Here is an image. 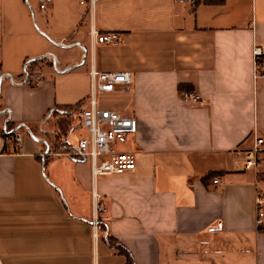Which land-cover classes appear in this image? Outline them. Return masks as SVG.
Listing matches in <instances>:
<instances>
[{
	"label": "crops",
	"instance_id": "crops-1",
	"mask_svg": "<svg viewBox=\"0 0 264 264\" xmlns=\"http://www.w3.org/2000/svg\"><path fill=\"white\" fill-rule=\"evenodd\" d=\"M198 2L53 0L42 11L37 0H0L3 264H128L108 237L135 264H264V176L239 156L264 139L253 58L255 46L264 57V0ZM92 32L119 43L98 45ZM91 70L132 74L129 90L99 98L138 121L120 146L136 156L132 173L94 178L89 162L44 156L87 136L77 113H55L89 96ZM185 91L202 103L183 104ZM8 126L22 135L18 152Z\"/></svg>",
	"mask_w": 264,
	"mask_h": 264
},
{
	"label": "built area",
	"instance_id": "built-area-1",
	"mask_svg": "<svg viewBox=\"0 0 264 264\" xmlns=\"http://www.w3.org/2000/svg\"><path fill=\"white\" fill-rule=\"evenodd\" d=\"M39 10H46L53 0H37ZM81 5H86L87 0H78ZM90 4L94 0H89ZM180 4L195 6L198 0H177ZM92 37L98 45H116L119 36L116 33L100 34L92 32ZM263 51L259 46L253 48L254 58V84L257 86L260 80H264ZM32 62L25 65L26 82L36 77L30 71ZM91 91L84 100L83 105L76 112L80 118V126L86 130L87 136L77 143H61L53 149H49L44 156L54 158H68L80 162H89L94 178L109 177L132 173L137 168L135 154L120 150V146L127 144L130 138L136 136L139 131L138 121L134 117H128L117 111L104 109L99 104V98L105 94H111L118 88L129 90L132 84L130 72H98L91 70ZM35 86H40L41 79H37ZM182 102L185 105H197L202 103L200 94L193 91L182 93ZM4 140L7 144L13 142L15 151L18 152L22 144V135L7 129L4 132ZM239 156L244 164V170L260 171L264 176V139L257 138L252 148L241 150ZM219 179L213 180L218 185ZM94 199H98L93 194ZM97 201V212L103 208ZM255 225L259 231L264 232V191H257L255 196ZM94 237H97V219L94 223ZM0 264H3L0 258Z\"/></svg>",
	"mask_w": 264,
	"mask_h": 264
},
{
	"label": "trees",
	"instance_id": "trees-1",
	"mask_svg": "<svg viewBox=\"0 0 264 264\" xmlns=\"http://www.w3.org/2000/svg\"><path fill=\"white\" fill-rule=\"evenodd\" d=\"M206 3L210 2V0H205ZM199 4V2L196 3L195 7ZM262 60L264 61V57H262ZM84 103V100L79 102L78 104L74 105V106H67V107H59L57 108V111H56V115L58 114H64V115H73L75 114L79 109L80 107L83 105ZM11 128V126H8V128ZM9 128V129H10ZM9 144L12 145V151H15V146H14V143L11 141L9 142ZM107 241L108 243L114 247V248H117V249H120L121 250V253L122 254H125L127 257H128V264H135L134 262V259H133V256L126 250L124 249L121 245H118V243L111 237H108L107 238Z\"/></svg>",
	"mask_w": 264,
	"mask_h": 264
},
{
	"label": "rangeland",
	"instance_id": "rangeland-1",
	"mask_svg": "<svg viewBox=\"0 0 264 264\" xmlns=\"http://www.w3.org/2000/svg\"><path fill=\"white\" fill-rule=\"evenodd\" d=\"M99 104H100V102H99ZM100 105H101V104H100ZM75 114H76V113H75ZM75 114H74V115H75ZM76 115H77V114H76Z\"/></svg>",
	"mask_w": 264,
	"mask_h": 264
}]
</instances>
